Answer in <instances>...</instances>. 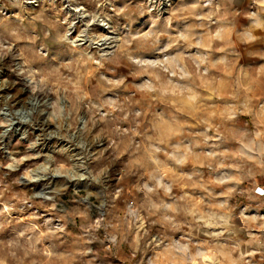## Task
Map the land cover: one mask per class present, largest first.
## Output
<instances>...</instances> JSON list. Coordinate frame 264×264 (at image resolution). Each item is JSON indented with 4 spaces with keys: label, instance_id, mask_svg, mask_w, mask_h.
<instances>
[{
    "label": "rangeland",
    "instance_id": "374dc122",
    "mask_svg": "<svg viewBox=\"0 0 264 264\" xmlns=\"http://www.w3.org/2000/svg\"><path fill=\"white\" fill-rule=\"evenodd\" d=\"M261 23L257 0H0V259L264 264Z\"/></svg>",
    "mask_w": 264,
    "mask_h": 264
},
{
    "label": "clouds",
    "instance_id": "9594fccd",
    "mask_svg": "<svg viewBox=\"0 0 264 264\" xmlns=\"http://www.w3.org/2000/svg\"><path fill=\"white\" fill-rule=\"evenodd\" d=\"M258 3H260L261 5H264V0H257ZM261 27H264V23H261L260 24ZM3 45L0 44V47H2ZM129 59H133L131 56L129 57ZM134 63H142V61L138 60V59H135L133 60ZM38 69H41L40 72H38L37 74L41 77V78H47V74L42 71V69H44L45 67H47V65H37L36 66ZM81 71H85L87 66L86 65H80L79 66ZM61 75L64 76L63 80L58 84V88L61 92H65L67 94L70 95V98L71 99H75V96L74 95H71L73 94V91H74V84L75 82L80 79V75L79 73L77 72V67L76 66H67V65H63L61 66ZM66 73V75H64ZM49 82L51 83V78H49ZM82 83H86V81H82ZM264 154V153H262ZM94 226L95 225V222H93ZM101 225H104L106 226L105 224V221L103 220V218H101ZM13 258L16 257V253L15 252H12L10 254ZM29 255V253H24V256L27 257ZM0 264H6L5 260L3 259H0ZM21 264H23V262H21Z\"/></svg>",
    "mask_w": 264,
    "mask_h": 264
},
{
    "label": "built area",
    "instance_id": "2783aa9c",
    "mask_svg": "<svg viewBox=\"0 0 264 264\" xmlns=\"http://www.w3.org/2000/svg\"><path fill=\"white\" fill-rule=\"evenodd\" d=\"M257 189L255 190V193L258 197H261L264 199V185L257 186Z\"/></svg>",
    "mask_w": 264,
    "mask_h": 264
},
{
    "label": "bare ground",
    "instance_id": "6f19581e",
    "mask_svg": "<svg viewBox=\"0 0 264 264\" xmlns=\"http://www.w3.org/2000/svg\"><path fill=\"white\" fill-rule=\"evenodd\" d=\"M7 88H8V89H10V88H11V86H9V87H7V86H6V89H7ZM40 95H41V94H38V97H39ZM14 100H15V101H17V99H16V98H15ZM17 103H18V102H17Z\"/></svg>",
    "mask_w": 264,
    "mask_h": 264
}]
</instances>
